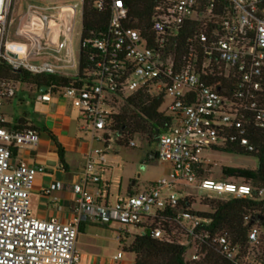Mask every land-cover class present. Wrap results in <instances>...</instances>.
<instances>
[{
	"label": "built area",
	"instance_id": "2783aa9c",
	"mask_svg": "<svg viewBox=\"0 0 264 264\" xmlns=\"http://www.w3.org/2000/svg\"><path fill=\"white\" fill-rule=\"evenodd\" d=\"M95 7L103 10L104 1L96 0ZM10 8L11 0H0V65L33 75L66 76L68 70L77 69L73 75L77 76L69 9L54 7V15L29 8L13 31V37L27 43L10 38ZM111 10L107 33L84 43L101 54L88 75L92 80L56 93L49 88L39 97L42 102L69 99L93 141L103 145L86 154L82 179L72 187L76 200L69 224L32 215L30 189L45 170L14 158L19 149L39 143L38 133L29 127L0 126V264H80L77 240L85 223L148 230L158 241L184 247L187 262H201L209 250H215L233 264H264L212 231V219L202 215L207 212L195 210L198 199L185 190L192 186L205 192L201 205L207 199L228 201L254 193L249 185L206 176L203 155L224 152L233 143L252 151L247 127L264 128V0H157L146 36L126 26L129 9L121 0H114ZM187 22H194V50L180 57L179 36ZM13 47L24 50L16 52ZM46 50L57 55L67 51L69 60L39 61ZM15 84L0 81V107L4 98L15 96ZM138 92L163 96V105L167 98L171 100L166 111L160 109L170 124L158 135L155 153L171 169L151 188L111 203L101 176L108 168L113 136L117 141L122 137L113 130L112 117L119 114L114 103ZM128 146L135 148L134 140ZM91 187L98 188L96 195ZM61 189V183H53L42 193L48 196ZM261 235V228L254 225L250 247L261 246ZM124 241L126 237L117 234V242ZM123 257L124 251H119L113 262Z\"/></svg>",
	"mask_w": 264,
	"mask_h": 264
},
{
	"label": "trees",
	"instance_id": "16d2710c",
	"mask_svg": "<svg viewBox=\"0 0 264 264\" xmlns=\"http://www.w3.org/2000/svg\"><path fill=\"white\" fill-rule=\"evenodd\" d=\"M82 31L80 43V57L78 75L69 77L64 75H33L26 71L15 72L6 65H0V81L21 83L37 90L43 88L57 89L82 87L86 81L92 80L88 75L96 68L100 61L99 53L90 46L84 45L85 41L101 37L108 31L112 17V3L114 0H103V10L95 7L96 0H82ZM129 9L126 26L140 30L145 36L149 34L151 17L157 0H121ZM179 52L182 57L188 54L189 49L194 50V22H187L180 32ZM192 41V43L188 42ZM164 103L163 96L151 97L144 92H138L125 100L124 107L118 115L113 116V130L122 137L117 141L120 145H126L128 138L135 134L147 135L149 142H156V136L167 131L170 118L160 111ZM0 126L8 129H23L21 126H10L0 122ZM35 129V127H32ZM37 131V129H35ZM246 137L253 148L249 151L240 143H233L224 149L225 153L254 157L258 160L255 170L240 167H223L222 177L232 182H239L253 188V195L243 199H231L222 201L209 200L211 212L203 213L204 217L212 219L211 230L226 236L233 245H239L244 253L249 248V232L254 225L262 227L259 218L264 215V128L253 125L247 127ZM55 139V138H54ZM124 140V141H123ZM56 141V139H55ZM60 158L64 161L63 149L59 145ZM155 156V155H154ZM190 202L187 200L186 204ZM183 203V206H186ZM81 227L79 231H81ZM262 245L259 260H264V232L261 235ZM263 246V248H262ZM135 255L134 264H233L215 250H209L205 259L201 262H187L185 248L161 242L152 237L150 231H143L134 238L131 245L124 249Z\"/></svg>",
	"mask_w": 264,
	"mask_h": 264
},
{
	"label": "crops",
	"instance_id": "0c3cea01",
	"mask_svg": "<svg viewBox=\"0 0 264 264\" xmlns=\"http://www.w3.org/2000/svg\"><path fill=\"white\" fill-rule=\"evenodd\" d=\"M53 54L54 52L46 50L37 59L39 61L61 59L64 63L69 60L67 51L63 52L61 57ZM66 76L73 75L66 73ZM15 88V96L3 100L0 107V122L14 127L19 125L23 129L27 127L37 129L34 130L39 135V143L33 147L19 149L14 158L15 162L23 161L31 166L43 167L45 170L37 175L30 189L32 215L40 220H58L63 224H69L73 218L72 209L76 200L72 187L82 179L86 154L93 148L92 143L86 141L85 124L69 99L54 97L50 102H42L39 100L43 93L41 90L27 85L20 87L19 83L15 84ZM59 145L64 151L63 162L60 158ZM152 158L156 159L155 156ZM105 182L108 184L106 180ZM53 183H61L62 189L48 196L43 195L42 189ZM105 189L110 196V186ZM90 191L96 195L98 188L91 187ZM132 192H134L132 189H128L127 195ZM92 226L96 225L85 223L80 226L82 229L77 240V249L81 255L80 264H122V259L113 262L115 255L112 258L103 257L95 243L82 242L83 236H89L87 231Z\"/></svg>",
	"mask_w": 264,
	"mask_h": 264
},
{
	"label": "rangeland",
	"instance_id": "374dc122",
	"mask_svg": "<svg viewBox=\"0 0 264 264\" xmlns=\"http://www.w3.org/2000/svg\"><path fill=\"white\" fill-rule=\"evenodd\" d=\"M65 5L72 17L71 21V37L73 38V52L76 63H79L80 57V43H81V31H82V11L83 3L81 0H11V8L8 15V22L10 26V38L15 42H27L29 41L13 37V31L19 25L22 24L23 16L28 12L29 8L37 9L38 11L46 14H56L54 7H61ZM58 57L62 55L53 54ZM55 62V60H53ZM77 69L68 70L67 73L75 75ZM23 87L24 84L19 83V86ZM25 86V85H24ZM126 100V99H125ZM125 100H116L114 106L116 111L120 113L121 108L125 105ZM166 103L162 106L161 111H166L167 105L171 102L169 98L166 99ZM86 141L92 143L94 149L103 148V145L94 142L92 139V133L86 132ZM134 140L136 147L131 148L126 145H120L117 142V137L113 136L112 149L107 152V171L103 173L102 184L106 187L110 186V202L114 203L118 197L126 196L127 190L132 189L134 192L144 191L151 188L153 184L162 178L167 177L171 167L169 163L153 159L157 151V143L149 142L147 135L135 134L128 138L127 141ZM124 141V140H123ZM203 157L205 158L208 166V172L206 176H209L215 181H221L222 168L223 167H240L249 168L252 170L257 169L258 160L254 157L237 156L225 152H205ZM108 182V184L105 182ZM135 185L132 186V183ZM185 190L197 197L198 201L195 205V210L201 212H211L210 204L205 201L202 205L200 200L207 194L198 190L196 187H187ZM128 229L129 233H120V229ZM261 231L264 232L262 227ZM88 237L83 236L82 242L95 243L101 251V255L106 258H112L117 255L119 251H124V258L121 260L122 264L135 263V255L126 252L124 249L128 248L134 238L143 233V230L137 229L131 226H120L113 224L110 227L92 226L87 231ZM117 234H122L126 237L124 243L117 242ZM262 245V244H261ZM264 245V242H263ZM81 245H79L80 247ZM263 248V246H262ZM252 258H258L261 256L260 248H249Z\"/></svg>",
	"mask_w": 264,
	"mask_h": 264
},
{
	"label": "water",
	"instance_id": "95a60500",
	"mask_svg": "<svg viewBox=\"0 0 264 264\" xmlns=\"http://www.w3.org/2000/svg\"><path fill=\"white\" fill-rule=\"evenodd\" d=\"M13 50L16 51V52H20V51H23L24 49L23 48H18V47H13ZM41 91L45 92L46 89L43 88V89H41ZM157 137L158 136H156V138ZM134 185H135V182L132 183V186H134ZM259 222L262 224V228L264 229V215L259 218Z\"/></svg>",
	"mask_w": 264,
	"mask_h": 264
}]
</instances>
